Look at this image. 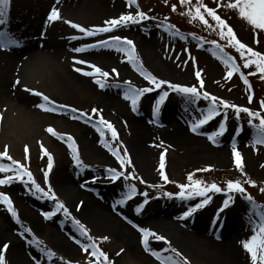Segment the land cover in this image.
I'll return each instance as SVG.
<instances>
[{"label": "rangeland", "instance_id": "374dc122", "mask_svg": "<svg viewBox=\"0 0 264 264\" xmlns=\"http://www.w3.org/2000/svg\"><path fill=\"white\" fill-rule=\"evenodd\" d=\"M18 1L11 0L10 2L8 13L4 17L6 20L5 25H3L5 32L9 28L16 29L20 19L25 20L27 17L26 11L18 6ZM122 2L124 5L122 14L128 12L135 14L136 11H143L150 19L139 24L115 28L110 33H98L96 36H91L92 41L85 43L89 39L87 38L84 41L85 44L80 43L83 45H80L77 40L70 39L68 43L73 45L72 48L65 45L64 51L61 47L60 50L62 51H57V54L55 52L48 54L51 61L55 62L56 73L52 78L41 70L37 71L38 65L33 64L32 67L37 73H34L30 81L41 88V79H43V84H45L44 81L50 79L47 84L55 90L54 93L42 92L56 105L64 107H58L57 111L54 112L42 110L37 107L43 103L42 98L35 95L33 91H28L29 88H25L26 86H22L20 83L21 88H23L20 90L24 96L23 106L26 110L38 114L41 122L38 132L43 135V141L38 134L34 144L32 143L33 145L28 140L23 143L15 141L13 146L8 142H3L0 144V151H3L4 147L7 146L9 155L24 163L32 172L37 183L45 190L50 184L60 201L71 213V217H75L84 224L93 239L103 240L102 237H108L104 244L97 243V245L108 254L112 264H162L161 260L153 256L150 251L145 250L141 243L142 234L138 228H147L164 236L170 242L171 248L179 252L181 257L186 258L189 264H226L225 259L214 249L211 242H217L219 246L235 243V238L232 239L230 236L240 230L243 232V240H248L253 235V229L259 223L258 212L260 210L253 211L251 207L253 204L247 201L243 194L227 192L225 184L220 185L222 189H225L224 191L213 192L208 195L211 200L207 205L197 210L192 216L180 219L189 207H194L204 197L193 195L190 199H180L179 197L174 198V195L180 191L177 185L183 184L186 174L199 169L210 168L241 180L246 193L253 197L255 204L264 206V193L260 191V188L264 187V145L253 146L256 129L248 124L249 117L241 113L240 119L237 120L234 110H224L221 111L220 116L215 117L194 133L191 131L190 125L201 118L206 111L200 103H191L186 96L168 89L167 85L155 89L154 85H150L140 75L139 71L128 62L126 53L118 52L115 48L99 46L91 48L92 55L88 58L83 57L84 61L87 62L85 64L77 63L82 58L80 55L82 52H75L73 49L84 45L98 44L100 40H107L113 35L126 37L134 42L136 53L144 69L158 79L184 86L195 85L199 89L195 72L201 70L204 81V88L201 91H207L238 106L249 107L253 111H261L262 115H264V110H261L259 102L264 99V80L260 78L259 73L248 75L249 72L256 71L255 66L247 69L242 67L243 61L239 53L233 47L226 46L227 41L219 36V30L210 17L206 15V19L209 20L212 27L205 26L199 20L193 21L187 15H181V13L188 11V5L180 4V0H167V2L165 0H137L138 9L135 5L129 7L127 0H122ZM203 2L208 7L217 9L218 15L234 29L241 42L264 53V31L257 30L254 32L245 20L239 18L236 10L226 7L229 0H203ZM217 2H219L220 7H217ZM96 3V0H78L76 2L73 14L80 19L79 25L84 28L105 26V23L93 26L95 23L101 24L103 21L102 19L97 20L95 16L93 18V15L89 18L83 17L85 12L91 14L94 12ZM194 3L195 0H193ZM172 5H176V11L172 10ZM118 17L114 16L110 19ZM62 25L63 20L55 21V28L58 29ZM2 30L0 29V32ZM69 30L71 33L73 32V35L82 34L78 29L71 26ZM173 32L177 34L173 35ZM145 35L153 38L154 50L148 51L140 45L139 39H144ZM256 40L258 43L255 42ZM212 41L225 46V53L233 56L236 62L241 65V71L245 73L250 82L251 91L240 79L239 73H234L230 79H225L228 69L218 58V55H214L217 49ZM91 64H95L110 74L107 78L108 87L102 89L95 83V77L83 75V71H92ZM59 67L66 69L64 76L58 71ZM76 68H81L82 72H77ZM114 68L118 70V76L112 72ZM49 73L54 74L51 71ZM75 80H80L77 81L80 86L74 85ZM125 81H130L133 86L138 88H154V91L146 93L141 98L135 112L131 109L130 101L123 98L127 87ZM162 91H168L169 95L161 106L159 114L154 115L153 107ZM108 95L116 97L118 104L110 106L101 103L98 99L100 97L102 100ZM249 95L253 97L251 103L248 101ZM94 108L101 110L99 115L114 125L118 133L117 140L112 139L111 133L106 128L104 137H101L96 127L99 115L92 112ZM72 109L77 111L73 112ZM225 111L227 112V131L223 136L217 137V142L213 143L208 139V136L218 129ZM9 113L15 115L16 111H10L8 104L2 102V97H0V137L3 132L1 123ZM81 113L87 115L81 116ZM77 116L80 118H73ZM61 119L64 121L63 125H57ZM138 121L141 122L142 126L139 133L135 126V124L140 123ZM258 122V120L253 121V123ZM168 123L171 124L170 127L167 126ZM49 127L54 128L59 133L73 137L79 156L87 167L78 166L75 163L66 138L59 139L52 136L47 132ZM85 128L91 132L93 142L102 151L103 156L91 157L83 149L79 133ZM170 128L182 130L185 137L183 140L189 145L183 144V140L180 141V138L174 137V132ZM238 128L243 130L237 135L236 130ZM44 137L49 139L50 146ZM102 139L119 148L121 155L124 154V149H127L131 164L122 168L111 151L101 143ZM134 140L139 142L143 148L146 154L144 158L135 154L132 147ZM234 142L237 150L242 154L244 173L235 167L232 154ZM41 145L54 158L47 184L44 180V171L47 170L48 160L47 156L43 155ZM26 146L29 150L27 159L25 158ZM165 149L167 152L165 153L164 171L169 180L176 183H164L160 177V155ZM196 151L200 154L194 155ZM0 163L11 162L3 158L0 159ZM109 168H115L126 174L134 171L137 179L125 180L121 177L114 182L110 181L106 171ZM61 171L73 179L75 187L81 190V195L75 196L70 190L64 191L57 186L56 180ZM5 175L14 174L11 172L0 173V179L4 178ZM248 179L254 180L256 186L253 187L246 183ZM24 180H27V177ZM94 180L95 182H93ZM141 180L144 183H141ZM130 184L136 186V194L125 204H116V201L123 199L128 191L127 186ZM216 184L219 185V183ZM222 184L224 183L222 182ZM150 185H161L162 187H150ZM0 192L10 197L18 214V219L14 218L7 210V206L0 203V248L4 244L9 245L5 253L6 264H38V262L39 264H64V261H71L73 264H77V262L88 264L89 260L94 259L82 249L81 244H88L90 241L80 234L77 227L72 223L71 217H66L62 210L50 219H45L42 215L43 212L54 209V201L41 197L39 193L34 195V189L29 184L19 180H13L8 185H0ZM94 192L98 195L95 196ZM145 192L148 194L146 198L142 195ZM166 192L173 193V196L171 198L165 196L163 193ZM229 195L233 197L229 207L225 208L223 212H219L223 201L228 199ZM86 196L93 201L92 203L102 208L105 213H108L107 210L112 206L123 211L125 217L118 222L122 228L124 227L123 229L126 228L133 232L129 242L119 233V228L96 216L94 212H89V216L83 215ZM145 199L148 202L137 213L135 209L138 205L143 204ZM23 204H26L28 211L20 209V205ZM230 216L235 218L238 223L235 228L227 232V229L223 228V224ZM201 218H204V227L207 230L198 232L195 234L197 237L193 238L194 234H190L185 227L198 224ZM3 221L6 228L10 227L11 234H4L1 223ZM25 229L31 231H25ZM15 244L20 254L12 255V245ZM149 248L159 252L161 256H172L177 259L170 253L171 249L168 243L157 241L154 237L149 238ZM47 250L53 251L56 255L49 259ZM90 251L91 249H89ZM61 257L64 258V261L60 259ZM241 264H251L250 254L247 251Z\"/></svg>", "mask_w": 264, "mask_h": 264}, {"label": "snow or ice", "instance_id": "6c2138e0", "mask_svg": "<svg viewBox=\"0 0 264 264\" xmlns=\"http://www.w3.org/2000/svg\"><path fill=\"white\" fill-rule=\"evenodd\" d=\"M10 2L11 0H0V25L6 23L4 17H6L8 13ZM57 2H59V0H57ZM165 2H167V0H165ZM127 3L129 7L135 5L137 9L139 8L137 0H127ZM180 4L188 5V11L186 13H181V15H187L193 21L199 20L207 27H212V25L209 24V20L206 19V15L207 17H210L211 20L215 22V27L219 30L218 31L219 36L227 41L226 46L233 47L239 53V56L243 61L242 67L247 69L253 65L255 66L256 71L249 72L248 75H256L257 73H259L260 78L264 80V53L256 51L252 47H249L245 43L241 42L237 38L234 29L227 23L225 19H223L220 15H218L217 9L208 7L203 2V0H195L194 4H193V0H180ZM217 7H220L219 2H217ZM226 7L232 10H236L239 18L245 20L253 28L254 32H256L257 30L264 31V0H229ZM172 10L176 11V5H172ZM61 19L62 17L59 9L53 7L47 18L48 22H55ZM147 19H150V17H148L143 11H136L135 14H133L132 12H128L127 14H121L118 18L107 20L105 21V26L103 27L84 28L81 25L73 23L72 21L69 20H65L64 23L69 24L74 29H78L85 36H96L98 33H110L115 28L125 27L128 26L129 24H139ZM172 34L176 35L177 33L173 32ZM5 36H6L5 33L0 32V38ZM71 39L76 40L78 39V37L72 36ZM255 42L258 43V40H256ZM19 43H20L19 39L15 37L0 39V48H8L9 46L12 45L19 46ZM212 43L216 46L217 49V51L214 52V55H218V58L225 64L226 68L228 69L227 76L225 77V79H230L234 73H239L240 79L248 87V90L251 91L250 82L247 76L245 75V73L241 71V65H239L236 62V59L233 56L227 55L225 53V46H221L216 41H212ZM98 46L104 48H115V50L118 52L126 53L128 62L131 63L137 71H139L140 75L143 76V78L146 81H148L150 85H154L155 89H159L163 85H167L168 89L184 94L191 103H195L197 100L201 99V97L204 100L210 101V104L206 109V111L204 112V114L202 115V117L190 125L192 132L194 133L197 132L202 126L208 124L215 117L220 116L221 109L223 110L232 109L234 110L235 117L237 120L240 119L241 113L247 114V116L249 117L248 124L251 125L254 129H256V134L253 138V146L255 147V145H264V115L261 114V111H253L249 107L238 106L220 97L212 95L207 91H201L204 88V81L202 79L201 70H197L195 72V76L199 82V89L195 85L184 86L180 84H174L166 80L158 79L155 75L144 69L142 62L139 60V57L136 53L134 42L126 37H120L115 35L111 36L107 40H100L98 44L84 45L83 47H78L73 49V51L83 52L87 48H95ZM77 63L85 64L87 62L84 60H80L77 61ZM90 67L92 71H83V75L95 77L96 78L95 83L99 85V87L102 89L108 87L109 85L107 83V78L109 77L110 74L106 71H103L100 67L96 66L95 64H91ZM75 70L77 72H82L81 68H76ZM112 72L115 73L117 76L119 75L118 70L115 68L112 69ZM16 83L19 84L20 81L17 80ZM124 83L127 87L126 90L124 91L123 98L127 101H130L131 109L134 112L137 111L141 98L146 93L154 91L153 87L138 88L133 86L130 81H125ZM27 90L33 91L35 95L40 96L42 98L43 103L37 105V107L41 108L44 111L54 112L57 111L58 107H64L62 105L59 106L56 105L54 101L50 100V98L47 95H44L41 92L34 91L32 89H27ZM168 95H169L168 91H162L159 94V97L155 101L153 107L154 115L159 114L161 106L165 103ZM252 99H253L252 95H249L248 96L249 103L252 102ZM259 103L261 110H264V99H262ZM72 111L75 112L77 110L72 109ZM100 111L101 110L95 108L92 109V112L98 115ZM80 115L86 116L87 114L81 113ZM73 118L79 119L80 117L77 116ZM254 120H258L259 122L253 123ZM226 122H227V112L225 111L223 119L219 122L218 129L216 131H213L208 136V139L211 140L213 143H216L217 142L216 138L223 136L227 131ZM96 127H97V131L100 132L102 138L105 135V128H106L111 133V137L113 140L118 139V133L114 125L111 122L105 120L102 115H99V120L97 122ZM242 130H243L242 128H238L236 130V134L238 135ZM47 132L59 139L66 138L68 142V147L69 149H71L72 157L75 163L78 166L87 167L86 165H84L83 161L81 160L76 142L71 135L59 133L52 127H49L47 129ZM101 143H103L104 146L107 147L109 151H111L112 155L116 157L122 168L125 165L131 164V159L127 153V149H124V154L121 155V151L119 148L114 147L113 145L109 144L107 141L103 139L101 140ZM41 148L43 155L47 156V160H48L47 170L44 171V180L45 183L47 184L49 173L53 168L54 158L52 154L47 151V149L43 148V145H41ZM28 151L29 150L26 146L25 147L26 159L28 158L27 157ZM166 152L167 149H165L164 152H162L160 155V164H159L160 177L164 181V183H176L175 181H170L166 172L164 171ZM232 154L234 157L235 167L241 173H244L242 154L237 150L235 142L232 144ZM3 158H6L11 163H0V173L11 172L14 175H5L4 178L0 179V185L11 184L13 180H19L24 182L25 184H29L30 187L34 189L33 192L34 195L36 193H39L41 197H46L47 199L55 202V207L52 211L42 213L45 219L52 218L54 215H56L57 212L61 210L64 212V215L66 217H71V213L65 207L64 203L60 201L59 197L53 191L51 185L49 184L47 190H45L39 183H37L29 168L24 163L15 160L11 155H9L7 146L4 147L3 151H0V159ZM209 170L211 169L204 168V169H199L198 171H209ZM106 171L108 173L107 178L113 182L120 179L121 177H123L125 180L137 179L134 171L132 173H127V174L123 171H118L115 168H109ZM25 177H27V180H24ZM187 180L189 181V183L177 185L180 191L175 195H177L180 199H190L193 195L204 197V199L200 203H197L194 207H189L183 213L180 219H186L192 216L195 212H197V210L207 205L211 200V197L208 196L207 193L210 192L219 193L225 190L222 189L220 186H218L215 182L211 184H207L204 181L195 180L194 173H189L187 176ZM93 182H95V180ZM141 183H144V181L141 180ZM246 183H248L253 187L256 186V182L251 179H248ZM225 184H226L227 192L229 193L235 192V193L243 194L245 196V199L253 204L254 208L260 209V211L258 212L259 223L256 226V228L253 229V235L248 240L242 241L241 243L243 248L250 254L251 264H264V206L255 204L253 197L250 194L246 193V189L244 188L240 180H227ZM127 187H128V191L125 193L123 199L116 201V204L123 205L126 203V201L132 199V197L136 194L137 189L134 184H130ZM150 187H162V186L150 185ZM260 191L264 193V187H261ZM163 194L165 196H168L169 198L173 196V193L166 192ZM142 195L146 198L148 194L145 192L142 193ZM232 200L233 197L229 195L228 199L223 201V205L219 209V212H223L225 208L229 207V203ZM147 202H148L147 199H145L144 203L138 205L135 211L139 213L143 208L144 204H146ZM0 203L5 204L7 206V210L11 213V215L14 218L18 219L17 211L14 208L13 202L8 195L0 192ZM71 219H72V223L77 227L80 234L82 236H85L88 239V241H90V243L88 244H81L82 249L86 253H88L91 257L94 258L93 260H89L88 264H112V262L109 260L108 254L98 247L93 237L89 234V230L86 228V226L82 224L79 220L75 219V217H71ZM133 226L138 227L136 225ZM138 230L142 234L141 243L144 245L145 250L150 251L153 256H155L158 260H161L162 264H189V261L186 258L181 257V254L177 252L175 249H171V251L175 253L176 257H181L180 259H175L172 256H161L159 252L151 250L149 248L150 237H154V239L157 241H164L165 243H168L169 248H171V245L170 242H168L164 236L158 235L155 232L151 231L150 229L138 228ZM25 231H31V230L25 229ZM101 239L107 240L108 237H102ZM76 242L81 243L80 241H76ZM8 248H9L8 244H4L3 247L0 248V264H6L5 253ZM89 249H91L90 252ZM55 255L56 254L53 251L47 250V256L49 259H51ZM60 259L64 261L63 257H61ZM64 264H73V262L64 261Z\"/></svg>", "mask_w": 264, "mask_h": 264}, {"label": "bare ground", "instance_id": "6f19581e", "mask_svg": "<svg viewBox=\"0 0 264 264\" xmlns=\"http://www.w3.org/2000/svg\"><path fill=\"white\" fill-rule=\"evenodd\" d=\"M77 1L78 0H59V2H57V0H19L18 6L26 11V19H20V22L17 24L16 29L13 30V28H9L6 32L3 26L5 24L0 25V29H3L2 32L6 34L5 37H2L0 39L15 37L20 41L19 46L12 45L8 48H0V97H2V102L8 104V108L10 111H16L15 115L9 113V115L6 116L1 123L3 125V132L2 136L0 137V144L3 142H8L13 146V143L15 141L23 143L26 140H28L31 145L34 144L35 140L37 139L36 137L39 134L38 130L41 122L36 112L26 110L25 106H23L24 96H22L23 93L20 91L21 89H23L21 87L26 86L25 88H31L32 90L41 93H43L42 91H45L48 94L50 92L54 93L55 90L52 89L49 84H47L50 79L48 81H44L47 85L43 84V79H41L42 85L41 88H39L30 81V78L34 75L35 72L37 73V71L39 70L43 71V73L45 74H49L51 78L54 77L56 73V70L54 68L55 62L51 61V58L48 56V54H50L51 52H55L57 54V51H59L61 47L64 51L65 45L72 48L73 45L68 43L72 36L80 38V40L76 39L79 44L81 42L84 43L87 38L89 39L85 43H87L88 41L90 42V40L92 41L93 38L91 36H85L83 33L81 35H73V32L71 33V31L69 30L70 25L64 23L65 20H69L73 23L79 24L78 21H80V19L73 14V8L75 7ZM96 1L97 3L94 12L92 14L85 12L83 16L84 18H89L93 15V18L95 16L97 20H103L101 21V24L95 23V25L93 26L102 25L111 17L120 16L124 12V5L122 0ZM53 7L59 9L62 17L61 20H63L62 27L59 26L58 29L55 28V22H48L47 20L48 15ZM143 38L144 39H139L140 45L144 49H148V51L154 50L155 44L153 42V38L149 35H145ZM80 55L82 57L81 60H84L83 57H90L92 55L91 48H87ZM35 63L38 65L36 67L37 71H34L32 67L35 65ZM65 70L62 67H59L58 69V71L61 72L62 76L65 75ZM50 71L54 74H50ZM17 80L20 81L22 86H20V83H16ZM57 81L59 82V79H57ZM77 81L80 80H75L74 85L80 86ZM98 99L101 103H106L110 106L118 104V99L116 100V97L112 95L105 96L104 98H102V100L100 97H98ZM63 123L64 121L61 119L57 125L62 126ZM170 125L171 124L168 123L167 126L170 127ZM71 126L74 127L75 125ZM135 126L136 128H138L137 132H141V122L135 124ZM170 129H172L171 131L174 132V137H176L177 139L180 138V141L185 139L182 130L174 128ZM79 136L82 139L83 149L89 156H103L102 151H100L99 148L95 146L91 132L89 130H86L85 128L79 133ZM40 137L43 141V135H40ZM44 139L50 146L49 139H47L46 137H44ZM182 143L189 145V143L185 140H183ZM132 147L135 150V154L139 155L142 158L146 156L143 148L139 145V142L134 140V144L132 145ZM197 154H200V152L196 151L194 153V155ZM72 182L73 179L69 178L68 175L63 171L58 174V178L56 180L57 186L64 191L70 190L73 195L78 196L81 190L77 189L75 187V183ZM84 188L87 189V187ZM97 195L98 194L95 193V196ZM86 197L87 198H84V202L86 203L83 209L84 216H89V212H94L96 216L119 228V233L123 235V238L125 240H131V235L133 234V232L129 229L127 230L126 228L123 229L124 227L122 228V226H120L118 222V220H122L125 217L121 209H117L115 208V206H112L107 210L108 213H105L102 208L92 203L93 201L90 200L88 196ZM20 209L28 211L26 204L20 205ZM204 222V218H201L198 224L187 225V227L185 228L189 230L190 234H194L193 238H196L197 236L195 234L207 230V228L204 227ZM1 223L4 234H11L12 231L10 227L6 228V224L4 223V221ZM237 223L238 221L230 216L225 224H223V228L227 229V232H229L231 229L237 226ZM242 234L243 232H241V230L238 231V233H232L230 237L232 239L235 238V243H226L219 246L217 242H211L214 249H216L221 257L225 259L226 264H241L243 259L245 258L246 250L243 248L241 243L242 241H244L242 238ZM12 249V255L20 254L19 250L16 247V244L12 245Z\"/></svg>", "mask_w": 264, "mask_h": 264}, {"label": "trees", "instance_id": "16d2710c", "mask_svg": "<svg viewBox=\"0 0 264 264\" xmlns=\"http://www.w3.org/2000/svg\"><path fill=\"white\" fill-rule=\"evenodd\" d=\"M196 102L200 103V105L203 106L205 109H207L209 104H210V101L204 100L202 97H201V99L197 100ZM221 111H224V110L221 109ZM242 114H245V113H242ZM190 173H194V179L195 180H201V181H204L207 184H211L213 182L219 183L218 186L225 185V182L227 180H239V179H235L234 177H232L231 175H229L227 173H223L222 171H216V170H212V169L209 170V171H194V172H190ZM188 174H186V176L184 177L183 184L189 183V181L187 180ZM222 182L224 184H222ZM211 193H213V192L207 193V195H209ZM233 193H235V192H233ZM177 197H178L177 195H174V198H177ZM251 207H252L253 211H258L259 210V208H254L253 205ZM94 241L96 243H100V244H104L105 243V240H100V239H94ZM170 249H172V248H170ZM170 253H172L173 256H175V253H173L172 251ZM176 258L180 259V257H176ZM78 264H84V263L79 262Z\"/></svg>", "mask_w": 264, "mask_h": 264}]
</instances>
